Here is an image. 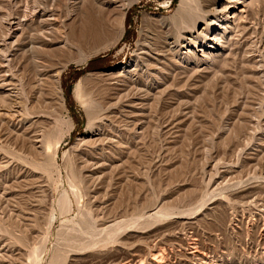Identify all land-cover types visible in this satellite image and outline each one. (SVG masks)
<instances>
[{
	"label": "rangeland",
	"instance_id": "obj_1",
	"mask_svg": "<svg viewBox=\"0 0 264 264\" xmlns=\"http://www.w3.org/2000/svg\"><path fill=\"white\" fill-rule=\"evenodd\" d=\"M10 1L0 0V15L11 3L23 18L25 4ZM74 1L56 0L58 32L35 35L46 42L38 64L30 54L15 60L20 99L0 109L10 115L0 123V264H112L154 246L185 263L195 238L222 264H264V0L231 56L201 74H173L140 119L139 139L115 77L149 42L178 37L181 0ZM99 126L105 139L93 143ZM41 131L52 136L44 156L33 137Z\"/></svg>",
	"mask_w": 264,
	"mask_h": 264
},
{
	"label": "bare ground",
	"instance_id": "obj_2",
	"mask_svg": "<svg viewBox=\"0 0 264 264\" xmlns=\"http://www.w3.org/2000/svg\"><path fill=\"white\" fill-rule=\"evenodd\" d=\"M15 2L18 3L19 5L25 4L23 11L24 15H22L23 18L20 17L19 12L12 11V6H11L12 2L9 3V5L7 6V11H5V14L0 15V25L4 28V32L2 31L1 33L2 39L0 42V109L2 106L8 107L6 106L5 103H7L8 105V103L17 102L20 99L19 98L20 91L18 92V90L20 89L22 83H19V81L16 82L15 80L16 76L14 77L12 73L14 72L12 71V68L15 60H17V58L20 57L22 53V56H26L29 54L32 55L34 62H37L36 60L38 57L36 58L35 54L36 55L38 54L37 50L44 48L43 46L46 45V42L39 45V43H41L42 41L38 42L35 39V35L42 37V40H44L45 38H47L48 34L51 35L56 31L58 32L59 22L61 19L58 14L61 9L59 10L58 5H56V0H16ZM260 2L261 0H181L180 7L185 17L183 16L184 18L183 19L181 18L182 19L181 23L182 26H184V28L181 27L182 32L179 35H177L178 37L175 38L174 36L173 38L167 37L162 44L159 43L153 44L149 42L146 46L147 48H142L141 56H139L134 63H131L130 66L124 67L121 73L117 75L118 77H115L116 85H119L118 83H123L122 90H120L119 93L116 95H118V102H122V101L124 102L123 110L126 114V118L131 119L129 123L133 125L132 131L137 139L141 138L144 135V132L147 131L146 130L147 124H145L144 121L140 122V119L144 118L147 112L149 113L150 102H153L157 98L164 97L165 94H167L168 90L170 89L169 83L171 84V82L174 81V80L171 81V77L173 79V74L177 75L183 73L185 75L191 72L201 74L202 72H204V70L207 71L208 68L214 66L217 62L221 60L224 61L225 57H227L228 54L231 56V53L233 54V49H234L233 47L235 46V44H237L236 42L237 37H242L244 36L245 33L250 31L249 25L254 20V13L252 12L253 10H255L257 6L258 7L260 6L259 5ZM78 4H80V0H75L74 5H78ZM184 30H186L188 34L187 33L186 35L182 34ZM27 31L34 32V36L33 34H31V36H27L26 35ZM62 33H64L63 30ZM59 35L61 36L60 33ZM55 37L57 38L58 36ZM25 40H28L27 43H24ZM67 41H68V37H67ZM62 44L63 45H61V43L59 44L60 46L59 48L63 49L68 45L67 42ZM51 45L53 44L51 43ZM192 45H194V48ZM180 47H185V48L182 51ZM44 50H46V48ZM27 57L28 56H26L25 59ZM255 60H253L254 64L260 63ZM40 63L42 64L43 62ZM37 64L35 63V65ZM16 67L17 66H15V68ZM253 67L255 66L253 65ZM261 70L262 69L258 68L256 72L258 73L261 72L260 74H264L262 73L263 70L262 71ZM59 76L60 74H56L55 77L58 79ZM262 78L264 81V76ZM118 102L116 103L118 104ZM116 103H114V105ZM8 115L9 114L6 115L2 113V111L0 110V123L2 125L6 124L4 121H5V117ZM12 117L14 118V115ZM135 117H139V119L137 118L136 122L134 121ZM148 119L149 117L147 118V120ZM10 126L12 125L7 126L8 128L7 132L11 130ZM148 126L150 127V125ZM10 133H12V131H10ZM43 133L44 132H42V134H36L33 137L36 145L35 147L37 148L35 150L39 151L40 155L44 156L45 149L46 148L50 149L52 146L50 140L52 136L50 138L49 134H45V133L43 134ZM104 136H105V132L103 131L102 126H99L96 128V130L93 131L90 140L91 142L93 141V143L95 142L100 143L104 141L105 139ZM59 143L60 142L58 141L57 145ZM96 150L98 151L102 149H99V147H97L95 151ZM92 160H93L92 161L93 164L89 163L88 160L84 162L85 165L88 166L92 164L93 167L97 168V166L100 165L99 161L95 159ZM106 160L107 159H103L102 161H106ZM38 163H40L38 164L39 168L43 169L44 171L50 172V170H52L50 169V166H53L52 165L53 163L52 164L50 163L51 165H47V162L41 163L39 161ZM105 164L108 163H104L103 165L101 164L100 167L104 168ZM108 165L110 166V164ZM114 168L117 167L115 166ZM96 174L97 173L95 170L92 171L91 174L86 177L93 182L97 177V176L95 177ZM101 177L102 176H100L99 178ZM61 203H63V208L66 209L65 208L67 206L66 199L63 198ZM162 208L160 209L159 207L160 212H158V215H161L163 212L166 213L165 211L162 210ZM156 212L154 211V214ZM155 215L152 216L150 215V218L154 219ZM115 223L117 224V222ZM112 226L113 225H110L108 227H112ZM155 247L156 246H154L153 250L152 249H150L151 251L149 250L150 253L149 255L147 254L148 256L142 255L143 253H140L138 249L134 247L132 248V250H130V252H126L123 256L119 255L122 257L119 258V260L114 259L116 261L112 262V264H219L222 262L211 259V257L208 258V256L206 255L209 254H205L202 252V249L199 243L197 242L196 238L186 243L185 250H186L187 259L185 263H181L177 261V259L179 258H176V256L174 255L168 254L165 250L166 248L164 249L163 247L160 246H157L156 248Z\"/></svg>",
	"mask_w": 264,
	"mask_h": 264
}]
</instances>
